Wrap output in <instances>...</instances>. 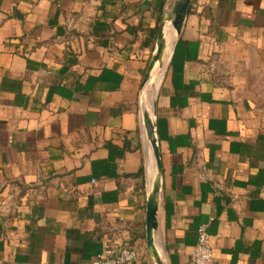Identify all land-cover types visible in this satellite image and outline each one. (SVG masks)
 Wrapping results in <instances>:
<instances>
[{
    "label": "crops",
    "instance_id": "1",
    "mask_svg": "<svg viewBox=\"0 0 264 264\" xmlns=\"http://www.w3.org/2000/svg\"><path fill=\"white\" fill-rule=\"evenodd\" d=\"M163 0H0V264H153L137 97ZM158 248L264 264V0H193L156 110Z\"/></svg>",
    "mask_w": 264,
    "mask_h": 264
},
{
    "label": "water",
    "instance_id": "2",
    "mask_svg": "<svg viewBox=\"0 0 264 264\" xmlns=\"http://www.w3.org/2000/svg\"><path fill=\"white\" fill-rule=\"evenodd\" d=\"M192 2L193 0H163L153 48L137 97L145 197L144 234L146 250L153 264H167L157 244V217L163 180L156 126L157 101Z\"/></svg>",
    "mask_w": 264,
    "mask_h": 264
},
{
    "label": "built area",
    "instance_id": "3",
    "mask_svg": "<svg viewBox=\"0 0 264 264\" xmlns=\"http://www.w3.org/2000/svg\"><path fill=\"white\" fill-rule=\"evenodd\" d=\"M196 238V244L186 264H213L210 236L206 231V226L202 225L197 229ZM137 256V250L132 247L105 246L92 264H129L135 261Z\"/></svg>",
    "mask_w": 264,
    "mask_h": 264
}]
</instances>
